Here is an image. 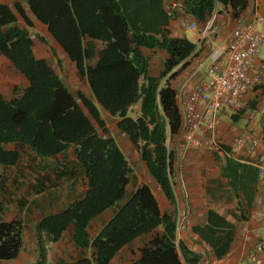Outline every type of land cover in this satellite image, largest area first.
<instances>
[{"label":"trees","instance_id":"16d2710c","mask_svg":"<svg viewBox=\"0 0 264 264\" xmlns=\"http://www.w3.org/2000/svg\"><path fill=\"white\" fill-rule=\"evenodd\" d=\"M247 2L183 0L182 7L203 25L218 7L238 18ZM123 7L164 6L162 0H16L13 7L0 1V57L27 81L24 87L14 86L9 98L0 93V261L18 256L23 213L31 200L47 196L44 203L52 206L63 190L71 200L36 224L41 258L43 241H56L67 230L77 248L92 250L71 264H110L124 245L150 233L131 264H188L174 222L168 141L181 130L182 112L170 81L195 53L196 43L172 36L164 27L151 31L136 26L139 12ZM31 16L74 63L88 94L78 89L75 96L50 63L35 55ZM36 37L44 41L42 35ZM142 48L165 51L158 76L149 74ZM137 103L139 115L133 118L128 111ZM101 111L116 118L117 129L139 153L172 213L161 211L149 185L138 184L135 168L106 134ZM8 144L13 147L5 148ZM231 164L238 166L226 159V166ZM109 208V218L89 235V221ZM9 212L13 218L2 219Z\"/></svg>","mask_w":264,"mask_h":264},{"label":"crops","instance_id":"0c3cea01","mask_svg":"<svg viewBox=\"0 0 264 264\" xmlns=\"http://www.w3.org/2000/svg\"><path fill=\"white\" fill-rule=\"evenodd\" d=\"M156 1L158 4V0ZM182 3L183 0H162L164 7L123 8L139 12L136 26L147 27L151 31L164 27L172 36L186 37L185 33L189 29L185 27V23L194 20L184 13ZM220 9L218 7L217 21L214 30L212 29V43L201 46L198 53L188 60L170 81L172 87L177 88L183 83L190 87L199 81L205 82L210 51L215 45L226 41L234 27L251 19L256 12L264 13V0H248L238 18H233L230 12H221ZM195 24L196 28L189 30L192 37L188 39L196 43L202 25ZM42 36L45 42L40 45L37 43L38 48L34 47L35 55L45 58L70 90L65 79L66 75L76 73L74 63L61 51L46 29ZM46 43L50 46L49 50L42 46ZM38 49L41 51L37 52ZM142 51L149 58V74L158 76L163 69L165 51L146 48H142ZM263 55L264 46L260 48L257 58L260 59ZM257 64L256 62L254 66L257 67ZM252 110L255 114L249 118L248 114ZM100 115L106 134L115 139L131 166L136 171L138 168L145 171L146 180L139 179L138 184L149 185L161 211L172 213V204L147 172L139 153L127 136L117 129L116 118L105 111H101ZM128 115L133 118L139 115L138 103L130 107ZM219 119L216 133L218 148L207 137L202 148L187 147L180 132L172 135L168 141L173 152V191L180 195L181 208L186 212L178 240L187 250L188 264H264V178L259 176L258 167L250 161L249 148L230 154L232 140L237 136L248 139L249 132L253 129L261 135L257 149L264 152V73L261 81L245 93L242 108L222 111ZM98 131L102 130L98 128ZM228 158L238 166H226ZM225 167L229 175L224 173ZM185 191L187 196L183 194ZM59 194V202L54 207L55 204L49 206L44 203L47 196L38 195L34 201L31 200L28 211L23 213L25 228L21 250L16 258L2 260L0 264H71L80 257L90 256L92 250L82 251L77 248L70 240L67 230L56 241L44 240L45 258L40 257L36 224L42 217L58 212L71 200L65 199L67 192L60 190ZM110 214L109 208L92 218L87 226L89 235L92 236ZM12 218L13 212L2 216L4 220ZM150 235H139L124 245L113 256L110 264H131L137 257L139 248L150 240ZM41 238L44 239L43 233Z\"/></svg>","mask_w":264,"mask_h":264},{"label":"built area","instance_id":"2783aa9c","mask_svg":"<svg viewBox=\"0 0 264 264\" xmlns=\"http://www.w3.org/2000/svg\"><path fill=\"white\" fill-rule=\"evenodd\" d=\"M216 17L217 13L214 11L203 23L196 42V51L187 58L188 60L197 54V49L201 46L212 43V29ZM185 27L194 30L196 24L194 21H187ZM262 46H264V13L256 12L251 19L234 27L229 38L215 45L210 51L205 82L199 81L190 87L183 83L176 88L177 101L182 112L180 133L187 147L201 148L207 138L215 147H219L216 139L220 123L219 113L226 110H240L245 93L261 81L264 73V55L260 59L257 56ZM256 62L257 67L254 66ZM177 68L167 73L161 84ZM254 114V110L250 111L249 118ZM260 141V133L253 129L249 132L248 139L237 136L232 140L230 154L234 155L249 148L250 161L258 167L259 176L264 178V152L257 149ZM183 194L187 196L186 191ZM174 197V222L176 241H178L186 212L181 208L180 195L174 192Z\"/></svg>","mask_w":264,"mask_h":264},{"label":"rangeland","instance_id":"374dc122","mask_svg":"<svg viewBox=\"0 0 264 264\" xmlns=\"http://www.w3.org/2000/svg\"><path fill=\"white\" fill-rule=\"evenodd\" d=\"M0 1L9 4L11 7H13L14 3L16 2V0H0ZM30 18L33 21V26L28 27V29L34 41V47L38 48L37 43L40 45L45 41L39 40L36 37V34L42 35L45 32V27L42 26L37 20L32 18V16ZM216 21H217V17L215 22L213 23V26L216 24ZM19 23L25 26V23H23L21 20H19ZM185 36L190 39L192 37V32L187 30ZM42 46L43 48L47 47L49 50L50 46L49 45L47 46V43ZM40 49H38L37 52L41 51ZM65 81L66 83L69 84V88L75 96H76L75 93L78 89L84 91L87 94L89 93L86 82L81 78H79L77 73H74L72 75H66ZM26 84L27 81L23 78V76H21V74H19L6 59L0 57V93H2L5 97L9 98L13 94L14 86L24 87ZM12 147H13L12 144L5 145V148L7 149H10ZM136 174H137V182L139 181V179L146 180L145 171L138 168Z\"/></svg>","mask_w":264,"mask_h":264}]
</instances>
